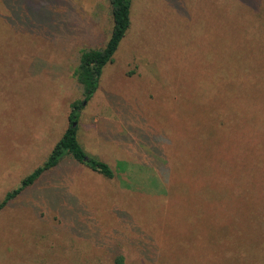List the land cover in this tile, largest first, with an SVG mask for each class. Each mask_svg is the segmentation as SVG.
<instances>
[{"label":"rangeland","instance_id":"rangeland-1","mask_svg":"<svg viewBox=\"0 0 264 264\" xmlns=\"http://www.w3.org/2000/svg\"><path fill=\"white\" fill-rule=\"evenodd\" d=\"M239 1L133 0L77 123L114 176L71 155L45 171L0 210V264H264V32ZM41 2L0 0V204L49 159L81 52L113 27L109 0Z\"/></svg>","mask_w":264,"mask_h":264},{"label":"trees","instance_id":"trees-1","mask_svg":"<svg viewBox=\"0 0 264 264\" xmlns=\"http://www.w3.org/2000/svg\"><path fill=\"white\" fill-rule=\"evenodd\" d=\"M112 6L113 15V27L111 30L110 37L103 47L98 48H87L82 50L79 64L75 70V77L77 81L83 88L84 99L77 100L72 103V111L70 114V123L65 129L63 135L56 143L53 148L51 155L47 162L40 168H38L33 174L27 176L23 185L16 189L13 193L9 194L7 199L0 204V210L5 207V205L19 193H21L26 187L33 185L45 172L60 164L64 157L71 155L77 161L87 165L91 169L103 174L106 177L112 178L114 176V171L109 163L98 159L96 157H91L83 149L78 140V121H79V111L83 108V102L85 100L89 101L94 93L97 91L102 74L105 67L114 60V56L117 53L121 41L126 36L128 30L132 24V7L133 0H109ZM236 1V0H235ZM241 4L244 6V12L240 16V21L244 24L246 30H253L255 24H259L261 31L264 32V3L262 0H240ZM239 1V2H240ZM264 1V0H263ZM6 6L13 9V6H21L18 8V13H24L28 8L32 9L37 15L40 14L41 10V0H6ZM23 3V4H21ZM9 8V10H10ZM10 15L14 16V12ZM8 13V14H9ZM7 14V13H6ZM3 13H1V16ZM78 111V112H77ZM76 123V125H74ZM264 123V122H263ZM259 126H264V124ZM225 125V126H224ZM216 128L219 134L227 135L230 138L234 137L235 130L232 125L228 122L216 123ZM256 133H263L264 130L255 129ZM234 142V139H232ZM215 175V172H212ZM239 188L237 186H229L224 189V195L226 199H232L233 195ZM182 189H180L181 191ZM264 206V205H263ZM262 214V223L264 218V212ZM116 264H123L124 257L121 254H116L114 256ZM157 257L153 264H156ZM145 262V261H144ZM145 264V263H144Z\"/></svg>","mask_w":264,"mask_h":264},{"label":"water","instance_id":"water-1","mask_svg":"<svg viewBox=\"0 0 264 264\" xmlns=\"http://www.w3.org/2000/svg\"><path fill=\"white\" fill-rule=\"evenodd\" d=\"M74 125H76V123Z\"/></svg>","mask_w":264,"mask_h":264}]
</instances>
